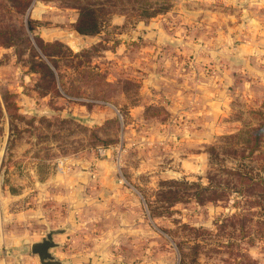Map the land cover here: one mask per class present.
Returning <instances> with one entry per match:
<instances>
[{
  "label": "rangeland",
  "instance_id": "374dc122",
  "mask_svg": "<svg viewBox=\"0 0 264 264\" xmlns=\"http://www.w3.org/2000/svg\"><path fill=\"white\" fill-rule=\"evenodd\" d=\"M259 1L0 0V192L4 185L17 191L11 174L53 177L32 192L51 195L45 204L52 217L83 213L71 248L81 252V264H264L261 82L235 88L219 112L218 129L193 142L197 125L142 90L137 76L138 63L155 60L145 54L153 39L147 37L150 21L171 34L180 30L185 10L207 4L237 24L243 9L251 15ZM84 4L93 5L98 20L107 19L95 35L74 30ZM116 14L124 16L120 25L111 24ZM53 41L59 43L47 50L56 68L38 46ZM164 43L153 61L160 65ZM191 57L184 55L186 63ZM222 58L224 66L212 70L205 63L203 74L216 78L238 64L226 73L231 81L249 75L241 58L229 57L228 64ZM75 176L90 179L75 190L68 183ZM28 186L39 184L29 180ZM69 194L76 201L67 207ZM26 249L1 246L0 264H24L17 254Z\"/></svg>",
  "mask_w": 264,
  "mask_h": 264
},
{
  "label": "crops",
  "instance_id": "0c3cea01",
  "mask_svg": "<svg viewBox=\"0 0 264 264\" xmlns=\"http://www.w3.org/2000/svg\"><path fill=\"white\" fill-rule=\"evenodd\" d=\"M256 3L258 9L254 10L255 13L250 15L244 8V15L237 24L232 15L221 13L219 9L211 11L206 4V7H197L194 11L185 10L180 30L171 34L159 21H150L147 26L150 30L147 37L153 39L148 43L150 47L146 48L145 54L149 59L155 57V60L150 59L149 64L138 63L137 76L142 77V90L149 91L154 99L168 101V109L172 113L187 114L190 122L198 126V129L196 126L192 132L195 136L193 142L203 140L205 135L213 134L218 129L219 112L230 102L235 88H246L248 84L259 81V87L264 88V1ZM181 12L183 13V9ZM123 22L122 14L113 15L111 18V24L120 25ZM193 28L196 29L194 32L191 31ZM97 40L99 39H93ZM161 41H164L167 47L160 65L153 61H157V52L162 49ZM180 42L185 44L178 46ZM121 48L123 43L116 47L115 52L118 53ZM139 51L140 49H137V52ZM185 54L192 56L190 63H186ZM222 57L226 60L229 57L241 58L243 71H249V75L243 77L242 74L241 79L236 83L232 82L230 75L226 73L231 72L230 68L239 70L238 64L231 65L226 70L222 69L216 78L203 74L201 66L205 63L211 64L212 70L214 66L216 69L224 66L225 64L220 62ZM226 62L228 64L229 60ZM141 108L140 105L134 106L132 112L137 114ZM3 149L4 143L0 144V166ZM104 165L102 160L97 162V166ZM10 179L11 183L16 180L19 186L16 192L11 193L8 186L4 185L0 192V247H27L25 252L23 250L24 253L17 254L23 259V263L40 264L31 254V243L40 241L48 228H63V233L52 235L58 246L49 251L59 260L69 261V264H81V252L73 254L71 248L74 244L72 242L77 238L76 233L84 227L81 222L76 221L77 217L83 219V213L76 215L65 207L68 212L64 216L52 217L45 204L51 195L48 192H32L35 188H41L45 181L51 182L53 177L48 176L46 180L40 181L38 176L32 173L30 178L26 174L18 177L11 174ZM89 179L75 176L68 179V183L76 190L77 185L88 183ZM29 180L39 186L29 187ZM101 180L106 181L103 178ZM47 194L48 196H45ZM43 195L45 197H42ZM65 199L68 201L67 207L76 201L75 196L70 194ZM85 216L88 217V222L91 221L90 216L86 213ZM95 242L104 247L103 243L107 241L99 238Z\"/></svg>",
  "mask_w": 264,
  "mask_h": 264
},
{
  "label": "trees",
  "instance_id": "16d2710c",
  "mask_svg": "<svg viewBox=\"0 0 264 264\" xmlns=\"http://www.w3.org/2000/svg\"><path fill=\"white\" fill-rule=\"evenodd\" d=\"M99 5H101V9H103V7H108L107 3L106 4L101 3ZM92 6L93 5H89V4L85 5L84 4V5L79 7L78 16H77L75 23H74V30L80 35H95V34L99 33L101 25H103L104 22H106V20H107V19L98 20L96 17V14H95V10L92 8ZM109 7H111V5ZM112 12L114 13V10H111L108 13H107V11H105L104 15L108 14V17H110ZM32 29H33L32 21H31V19H27L26 30L32 31ZM26 34L27 33L24 30V36L27 37ZM57 43H59V42L58 41L47 42V43L38 42V46L40 48L41 53H43V55L50 61L53 68H56V66L53 63L54 62L53 56H52V54H50V52L47 50V48L54 45V44H57ZM44 66H45V64H44ZM46 69H48L49 75L53 81V77L55 75L54 70H52L51 68L49 70V66L47 67V64H46ZM59 82H61L60 79H59ZM252 183L255 185V187L257 186L256 182L252 181ZM260 191H261V195H264V184H262L260 186Z\"/></svg>",
  "mask_w": 264,
  "mask_h": 264
},
{
  "label": "water",
  "instance_id": "95a60500",
  "mask_svg": "<svg viewBox=\"0 0 264 264\" xmlns=\"http://www.w3.org/2000/svg\"><path fill=\"white\" fill-rule=\"evenodd\" d=\"M65 229H47L46 234L40 241L31 243L30 251L36 254L40 264H67L66 260H59L49 251L51 248L58 246V243L53 241L52 235L63 233Z\"/></svg>",
  "mask_w": 264,
  "mask_h": 264
}]
</instances>
